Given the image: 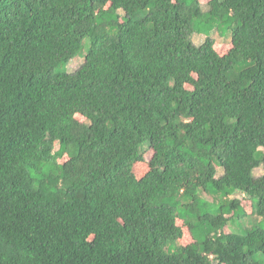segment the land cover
<instances>
[{
  "label": "trees",
  "instance_id": "16d2710c",
  "mask_svg": "<svg viewBox=\"0 0 264 264\" xmlns=\"http://www.w3.org/2000/svg\"><path fill=\"white\" fill-rule=\"evenodd\" d=\"M0 264H264V0H0Z\"/></svg>",
  "mask_w": 264,
  "mask_h": 264
},
{
  "label": "rangeland",
  "instance_id": "374dc122",
  "mask_svg": "<svg viewBox=\"0 0 264 264\" xmlns=\"http://www.w3.org/2000/svg\"><path fill=\"white\" fill-rule=\"evenodd\" d=\"M200 1H201L203 9L207 10L208 4L211 0H200ZM120 13H121V16L123 17L124 16L123 12L121 11ZM227 36H228V29H220V30L216 29V30L210 31L209 33H205L202 35L195 33L192 36V40L196 45H201L207 37H210L217 42L216 44L218 46L215 47L216 52L218 54H224V52L228 49V46H224V43L226 41H228ZM91 43L92 42L90 39H86L84 41L83 49L81 50V52L79 54H77L68 64L61 65V66L57 67L54 71L56 73H59V72L71 73V72L75 71L76 69H78L84 63L86 54L90 48ZM222 45L224 47H222ZM151 157H152V151L148 150L146 152V155H145V161L143 163H139L135 166L134 177L136 179L143 177L148 172V170H149L148 163H149ZM262 172H263L262 168H259L258 170H256L254 178L257 180L260 179ZM235 198L245 199L244 202L249 201L247 199L248 197L244 196L242 194L235 196ZM245 210L248 213H251L252 208H251V205L249 202L245 204ZM177 223H178V225L182 226V222L180 220ZM245 226L249 227L250 224L248 223ZM246 227L242 228L241 230L245 229ZM227 230L237 232V230H239V228L236 225L230 224V225H228ZM183 231H184V234H183V238L181 240V243H183V244L191 243L192 237H191L190 233L188 232V230L186 228H183Z\"/></svg>",
  "mask_w": 264,
  "mask_h": 264
}]
</instances>
